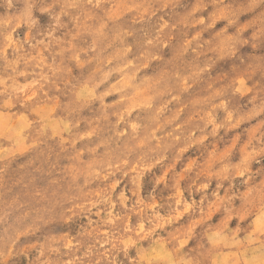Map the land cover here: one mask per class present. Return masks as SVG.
I'll return each mask as SVG.
<instances>
[{
	"label": "rangeland",
	"instance_id": "374dc122",
	"mask_svg": "<svg viewBox=\"0 0 264 264\" xmlns=\"http://www.w3.org/2000/svg\"><path fill=\"white\" fill-rule=\"evenodd\" d=\"M0 264H264V0H0Z\"/></svg>",
	"mask_w": 264,
	"mask_h": 264
}]
</instances>
